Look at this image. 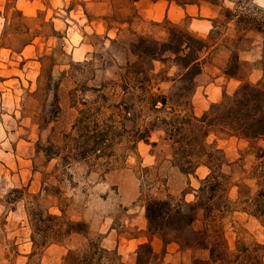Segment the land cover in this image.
Segmentation results:
<instances>
[{"label":"rangeland","instance_id":"1","mask_svg":"<svg viewBox=\"0 0 264 264\" xmlns=\"http://www.w3.org/2000/svg\"><path fill=\"white\" fill-rule=\"evenodd\" d=\"M194 4L0 0V264H63L69 252H84L90 242L109 252L107 264H135L138 247L149 240L168 264L208 259L207 253L181 251L150 238L145 216L150 199L194 202L208 175L205 168L190 177L179 173L172 164V145L160 130L151 132L149 144L135 142V133L149 129L156 118L148 99L178 94L180 85L172 81L181 72L171 62L157 61L147 96L141 97L140 88L135 94L125 89L128 65L137 61L132 45L140 38L165 41L168 23L210 42L189 97L200 112L206 107L194 112L197 117L242 85L262 81L264 0ZM233 54L239 71L230 78L224 72ZM81 114L112 126L111 147L97 154L99 160L92 155L84 163L66 159V138L73 136ZM214 142L226 154L224 173L231 180L222 220L230 253L246 250L264 264V224L243 212L258 191L252 176L255 151L234 138H211ZM36 206L86 224L88 234L34 249L28 214Z\"/></svg>","mask_w":264,"mask_h":264},{"label":"trees","instance_id":"2","mask_svg":"<svg viewBox=\"0 0 264 264\" xmlns=\"http://www.w3.org/2000/svg\"><path fill=\"white\" fill-rule=\"evenodd\" d=\"M167 1L181 7L195 5L194 0H187V3ZM227 17L230 19V12ZM236 24L240 26L242 22L237 21ZM167 31V39L163 42L140 38L131 47L137 61L128 65L131 72L125 81L126 90L135 94L140 88L143 92L141 97L147 96L148 86L152 83L150 75L154 73L152 65L157 61L171 62L181 72L172 81L174 85H180L178 94L154 95L148 99L149 110L156 118L149 129L135 133V142L149 144L151 132L160 130L164 133V140L172 145V164L179 173L190 177L205 168L208 175L201 181L192 203L171 197L147 201L145 216L150 238H159L165 246L176 244L181 251L208 254L207 260L194 259L192 264H263L261 258L249 255L246 250L236 256L230 253L222 226L223 215L229 207L227 194L231 187V180L224 173L227 157L216 142L210 143V139L234 138L247 143L249 149L255 151L252 176L258 191L243 212L264 224V148L259 146V143H264V75L257 85H242L232 97L197 117L189 97L193 96L196 80L203 73V54L210 48V42L170 23ZM145 66L149 67L148 73L144 71ZM238 71L239 59L233 54L224 74L234 78ZM139 75L143 77L142 81L136 79ZM129 109L127 106L124 110ZM111 130L112 126H107L106 122L99 119L91 121L81 114L73 126V136L66 138L67 161L84 163L91 155L98 160L102 158L97 154L111 147ZM28 217L34 249L44 250L60 239L86 235L89 231L86 224L50 215L39 206L29 212ZM108 255V251L90 242L84 252H69L63 264H107ZM135 264L168 263L163 254L154 250L149 240L138 247Z\"/></svg>","mask_w":264,"mask_h":264},{"label":"crops","instance_id":"3","mask_svg":"<svg viewBox=\"0 0 264 264\" xmlns=\"http://www.w3.org/2000/svg\"><path fill=\"white\" fill-rule=\"evenodd\" d=\"M173 66V65H172ZM172 68V67H171ZM173 68H175V67H173ZM177 68V67H176ZM210 100H211V98H210ZM194 112L198 115V113L200 112V106H198V105H196L195 103H194ZM200 108V109H199ZM206 108V107H205ZM205 108L203 107V109L201 110V112L200 113H202V111H204L205 110Z\"/></svg>","mask_w":264,"mask_h":264}]
</instances>
